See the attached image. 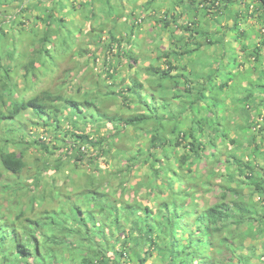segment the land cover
Wrapping results in <instances>:
<instances>
[{
    "label": "trees",
    "instance_id": "trees-1",
    "mask_svg": "<svg viewBox=\"0 0 264 264\" xmlns=\"http://www.w3.org/2000/svg\"><path fill=\"white\" fill-rule=\"evenodd\" d=\"M155 1L146 0L142 7L149 9ZM187 1L184 5V0H172V13L163 12L154 20V26L172 34L178 32L172 36V47L164 51L155 44L156 56L142 70L144 80L135 72L128 76V85L121 80L115 89L118 68L126 64L131 69L139 62L140 52L134 51L133 42L142 41L137 34L139 23L146 18L135 9L124 19L113 15L103 0H99L97 10L88 12L79 11L74 4L69 7L64 0L61 8L55 0H0V181L8 176L15 187L8 188L7 204L0 205V264H28L33 260L35 264H145L153 252L164 264H210L214 255L216 264H252L250 258L236 251L244 248L246 239L264 243V172L253 163L258 156L264 162V135L257 141V132L264 130L259 120L264 108V0H249L247 4L237 0L243 11L235 14L231 11L233 0H204L201 10L196 0ZM215 7L214 16L233 23L228 29L240 46L242 62L232 42H226L219 20L205 19L208 9ZM175 8L182 12L177 14ZM188 13L191 17L182 26V18ZM253 13L260 18L263 35L249 44L239 22ZM83 20L90 23L86 29L72 33L71 25ZM209 21L216 23L214 31H210ZM95 22L98 27L92 24ZM170 23L175 29L168 28ZM107 24L111 26L106 28ZM64 26L77 36L71 47L67 41L60 51L56 46ZM79 35L91 44L101 43L105 65L102 80L91 84L90 93L82 94L93 97L81 101L66 92L77 74L86 75L83 65L92 61V68L96 66L98 54L90 44L81 47ZM211 46L213 52L205 55L204 50ZM86 54L91 59L79 62L77 58ZM56 58L61 60L56 62ZM244 63L251 66L244 68ZM72 72L71 79L65 80ZM99 86L106 92H100ZM98 95L108 104L119 101L120 108L134 107L130 112L119 108L105 111L93 102ZM67 106L82 114L84 127L111 125L108 135L93 140L85 129L62 135L58 118L63 115L62 107ZM85 107L91 110L86 115ZM27 112L37 118L40 131L23 137L18 132L22 125L19 115ZM96 119L101 122L97 124ZM47 128L67 158L76 153L75 159H79L84 146L90 145L98 148L97 158L110 155L114 159L112 173L117 176L128 178L136 169H144L138 177L145 199L138 198L136 183L132 201L122 205L113 201L105 207L102 200L108 201L110 195L98 192L96 181L87 174L79 178L84 179L82 186L76 184L71 193L68 189L61 192L55 183L62 181L57 172L64 162L59 156L51 161L53 147L41 136ZM130 130L148 137L147 145L136 150L115 148ZM230 145L244 153L234 154ZM26 154L27 161L23 158ZM245 155L250 159L243 160ZM28 161L34 167L31 171ZM221 164L226 176L218 171ZM207 166L212 170L208 175L199 170ZM231 168L240 177L234 187L235 176H228ZM216 178L220 179L218 184ZM40 181L46 186L41 193L37 191L43 189ZM215 187L221 195L211 203L204 194L212 193ZM243 187L248 191L246 201ZM23 191L32 194L27 198V211L18 209L27 196ZM255 194L258 200H252ZM46 199L52 206L39 216H31L34 206ZM92 201L96 203L93 211ZM228 225L243 230L225 232ZM257 262L264 264V251Z\"/></svg>",
    "mask_w": 264,
    "mask_h": 264
},
{
    "label": "rangeland",
    "instance_id": "rangeland-1",
    "mask_svg": "<svg viewBox=\"0 0 264 264\" xmlns=\"http://www.w3.org/2000/svg\"><path fill=\"white\" fill-rule=\"evenodd\" d=\"M54 1V0H52ZM56 4L58 3V8L60 6V2L61 0H55ZM66 1L67 5L69 7H72V5H76L77 8H80L79 11H89L90 9H98L101 5V3L99 2V0H92V3H89V0H64ZM204 0H196V7L198 10H201V3ZM221 1V0H220ZM219 1V2H220ZM234 4H231V11L235 14L237 11L242 10L243 11V5L238 3L237 0H233ZM107 2L108 6L111 7V11L113 13V15L115 16H122L124 19L127 18L128 13L131 12L132 10L135 9V13H140V15L144 16L146 19H142V21L139 23L140 27H139V32L138 38H141L142 41L141 42H137V40H135L133 42V46H134V51L140 52V58H139V62L136 65H133V67L131 69H129L127 67L126 64L121 65L118 68V77L117 80L115 82V84L117 85V87H115V89H118L121 85L120 81L121 80H125V84H129L128 81V76H132V74H134L135 72L138 73L139 76V80L143 81L144 80V75L142 74V70L144 68V66H146L148 60H154L155 56H156V50L154 49L155 44L159 45L160 50H164L167 51L168 49H170L171 43L172 41L174 42L175 39H172V36H175V34H177L178 32L176 31L175 33H171L170 31H168L167 29H163L160 26H154V20L156 18H159L160 16L163 15V12H168V14L172 11V0H156L155 4L153 7L149 8V9H144L142 7V5L145 4L146 0H103V4H105ZM185 4H187V0H184ZM236 2V3H235ZM240 2V0H239ZM80 3V4H79ZM209 2H206V5ZM245 3H249V0H245ZM85 4V5H84ZM118 4H121L122 7L124 8V12L120 11V7ZM194 5V6H195ZM188 6H190V4L188 3ZM249 11L248 13L250 14L251 11L253 10V6L254 4L252 3L251 5H249ZM192 7V6H191ZM61 8V6H60ZM171 9V10H169ZM175 12L178 14L180 12H182V10L175 8L174 9ZM58 11V10H57ZM56 11V13H57ZM170 11V12H169ZM216 11V7L215 8H209L208 9V15L205 16L206 20H210L213 18H216L219 20L220 25L222 26V32L225 33V40L226 42H232L231 46L232 48H234L236 54L238 55V61L242 62L244 60V58L242 57V51L240 50V46L238 45L237 42L234 41L233 36L234 33L232 31H230L228 28H230L233 23L231 20H227L225 18H223V16L217 18L216 16H214L213 14ZM59 13V12H58ZM126 13V14H125ZM172 13V12H171ZM88 14V13H87ZM186 14H184L183 18H182V26H185L188 22V20L191 17V14L188 13L186 16ZM74 18H76L77 20H79V18L77 16H75ZM100 21L103 22L105 21L104 18H100ZM90 23L87 20H83L81 23H75L72 26V33L77 31V30H85L86 27L89 25ZM94 24L95 27H98L97 24H99L98 22L92 23ZM209 25H210V31H214L215 27H216V23H213L211 21H209ZM110 27L111 24H107V27ZM168 28L170 29H175L174 25L172 23H170L168 25ZM172 29V30H173ZM239 29L242 31H245L247 34L246 36L248 37V42L249 44L251 43H255L258 41V36H262L263 35V31L261 29V25H260V18L258 17V14L253 13V15H248L246 20H242L240 19L239 22ZM62 31L65 33L62 34L61 36V40L57 43V48L58 50L61 51V49L65 46V43L68 41V45L69 47H71V43H74L76 40V34H71L70 32H68V28L67 26H64ZM122 32H126V31H122ZM123 33V34H124ZM180 37L182 36L181 33L179 35ZM79 39L81 40L80 42V46L83 47V44H90V49L94 52L97 53L98 58L97 60H95L96 66L92 68V61H88L90 62L88 65H83L82 70L85 71L86 75H82L80 76L79 74H77V76L75 77V79L70 81L69 84V89L66 92V95H71L73 96V98L77 99V100H84L85 98H91L93 97L92 94H90L89 97H83L82 94H85L84 92L89 91L88 93H90L91 91L89 90L91 86V84H94L95 81L97 80H102L103 76L101 75L102 69H104V54H103V50L99 47H101V43L99 45H96L95 43L91 44L88 38H82L79 35ZM78 40V41H80ZM105 37H102V42H104ZM71 42V43H70ZM79 43V42H78ZM98 46V47H97ZM103 46V45H102ZM191 48V46L189 47ZM214 50V47H210L204 50V54L205 55H210ZM90 58L89 55H85L83 57H78L77 59L79 60V62L82 61H87ZM91 59V58H90ZM170 59V58H169ZM56 62H58L61 59H57L56 58ZM184 61L187 60H192V59H183ZM113 61V60H112ZM122 61V60H121ZM117 61L116 59L114 60L113 64H115ZM45 66H50V62H44ZM104 65V66H103ZM251 66V64L248 63H244V68ZM82 67V65L79 66V69ZM63 68V67H62ZM44 71V68H42V72ZM74 73H68L67 78H65V80H69L71 79V75H73ZM92 76V77H90ZM94 80V81H91ZM109 82V81H108ZM103 84V82H102ZM243 85H245V83H243ZM100 88V92L105 93V89L104 88ZM243 94H240L239 97H242ZM97 97V101L94 98L93 102H96V106L104 109L105 111H112L114 112L117 108V110L120 109L121 112H130L132 111L134 105L128 106L126 108H120L118 106H120V102L118 101L115 105L112 104H108L107 103V99H105L104 96L102 95H98ZM61 104H58V106H60ZM69 108L65 109V107H62L63 110V115H60V117L58 118V126H59V130L60 133L62 135H64L65 133H72L74 132L76 129H82V130H86L85 133H90L93 140L100 138V137H105L106 135H108V132L111 129V125L106 124L104 125V127H102L101 129H97L96 126L90 124L84 127L83 124H85V121L82 117V114H77V112L75 111V109L72 108V106H67ZM119 108V109H118ZM84 114L86 115L88 112H90L91 110L88 111V109L85 107L84 109ZM66 113H68L66 115ZM261 117L259 118V120L262 122V124L264 125V108L262 109L261 112ZM20 119H21V129L18 130L19 134H22V136L24 137V135L26 134L28 136V134H38L40 131V128L37 124V118L31 114L30 112H27L25 114H23L22 116L19 115ZM46 117L43 118V120ZM42 121V120H41ZM101 121L96 119V123L99 124ZM84 132V131H83ZM52 131H49V128L46 129L45 134H41L42 137H44V140L48 141L49 146L53 147V153L52 156L50 157L51 161H55V159L59 156V158H62L63 163V167L57 172L58 178L61 177V182L56 181L55 185L58 186L61 189V192L66 193L67 189H68V193H71V190L74 186H76V184L82 186L84 184V179L82 181L79 180V178L82 177L83 174H87L89 175V177L94 178L95 185H96V190L98 192H107V195L109 196V200L107 201L106 198H104L102 201L104 203L105 207H109L110 203H112L113 201L116 202H120L121 205L123 204L124 201L130 202L133 200V198H135L134 195V190L136 189V183L137 186L139 187V195L138 198L141 200H144L145 197L143 196L144 194V190L142 188H140L139 182H140V178L138 176H140L141 171L144 169H136V171L129 176L128 178H124V177H120L117 176L115 172L112 173V171L114 170V166H113V161L114 159L110 158L109 156L107 157L106 155H102L101 157L97 158L96 154H97V147L96 146H84V150L83 153L84 155L82 157H80L79 159H75L76 153H72L73 156L72 157H65L63 156L64 154V148L61 147L60 145L58 146V142L53 140V135ZM261 135H264V130L263 133L259 134V132H257V141H259V138ZM12 137V136H11ZM10 137V138H11ZM136 139H135V138ZM148 137H145L143 134L136 132V131H128L126 132L119 141H117L115 143V148L117 149H124L126 147H130L133 148V150H136L139 146L141 147H145L148 143ZM46 141V142H47ZM262 143V147H264V141L261 142ZM244 146H246L244 144ZM254 145H251V148ZM229 148H232V152L236 155H239L240 153H244L242 150L238 149L235 150V148H233V146H229ZM223 150V149H222ZM113 154L116 152V150L112 151ZM29 155V153H28ZM28 155L26 154L23 158L24 160H28ZM106 156V157H105ZM94 157L95 159L93 161H90V159ZM247 156L245 155L243 160H247ZM250 159V158H248ZM60 160V159H59ZM253 160V159H252ZM254 164L257 163V166L262 167L261 171L262 173L264 172V162H263V157L262 156H258L256 158H254L253 160ZM29 162V161H28ZM29 171H31L32 169H34V167H32L31 163L29 162ZM259 167V168H260ZM200 171H203L206 175H208L209 173H211V168L210 167H205V168H200ZM234 170L235 168H231L229 169V174L228 176L234 175ZM218 171L222 174H224V176H226L225 170H224V165L222 166V164L219 166ZM133 175H137V176H133ZM60 176V177H59ZM234 183L231 185L232 187L235 186V184L238 183V181L240 180V177L237 175H234ZM22 177H25L24 175ZM47 177V176H46ZM16 179V178H14ZM219 178L215 179V184L219 183ZM43 182V189L40 191V189L38 188L37 191L39 193L43 192L44 189H46L45 186V182L44 181H40ZM47 182H49L47 180ZM13 183V180H10V177L8 176H3V180L0 181V205H6L7 202H5V195L9 192L8 188L10 190H12L13 188L15 189L14 186H12L11 184ZM50 183V182H49ZM5 185H7L6 187H4ZM12 187H11V186ZM17 185V183H16ZM15 185V186H16ZM41 185V183H39V186ZM85 186V185H84ZM66 189V190H65ZM124 191V192H121ZM23 194H27V196L24 197V201H22V203L20 204L18 209H22L24 211H27L29 209L28 205L30 204V201L27 198H30V196L32 195L31 192L29 193H22ZM31 194V195H30ZM242 194L243 197L245 198V201L248 200V191H247V187H243L242 188ZM65 195H69V194H65ZM221 195V192L219 190L218 187H215V190L212 193H207L204 194V197L206 198L207 201L214 203L218 201V197ZM252 200H258V196L255 194L252 197ZM50 200L48 201L47 199L42 202V204L40 206L36 205L33 208V212L31 213V216H39V213L44 210L47 209L49 207H51L52 205L50 204ZM85 203V202H84ZM119 204V203H117ZM54 205V204H53ZM93 205H96L95 202H91L90 204V210L93 209ZM78 206H82V204H79ZM14 208V206H12ZM98 209V208H97ZM93 211V210H92ZM97 219H99V216H97ZM243 230V227H240L239 229L234 228V226L232 225H228L225 226V232L228 231H234L235 233H239L240 231ZM204 237L203 235L200 236ZM199 239V238H197ZM243 249L237 250L236 254L240 255V256H246L248 258H250V262L252 264H257V258L258 256L264 251V243L259 241V240H250V239H246L243 242ZM135 251V250H134ZM254 251V252H253ZM254 254V255H252ZM215 255L213 257H210L212 259L210 260V264H216V260H215ZM221 259H224V257H220ZM219 258V259H220ZM218 259V261H220ZM233 262H236L235 258H232ZM35 260L33 261H29L28 264H35ZM74 264V263H72ZM145 264H164L163 262L160 261V257L153 252V254L148 257V259L146 260Z\"/></svg>",
    "mask_w": 264,
    "mask_h": 264
}]
</instances>
